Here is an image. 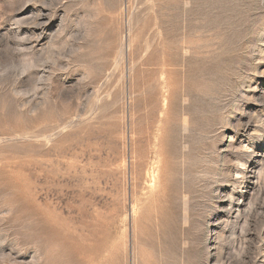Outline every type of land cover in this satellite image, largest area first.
<instances>
[{
    "label": "rangeland",
    "instance_id": "1",
    "mask_svg": "<svg viewBox=\"0 0 264 264\" xmlns=\"http://www.w3.org/2000/svg\"><path fill=\"white\" fill-rule=\"evenodd\" d=\"M0 264H264V0H0Z\"/></svg>",
    "mask_w": 264,
    "mask_h": 264
}]
</instances>
